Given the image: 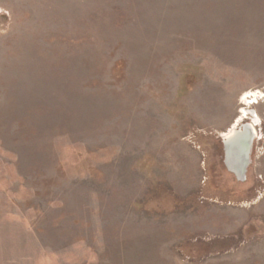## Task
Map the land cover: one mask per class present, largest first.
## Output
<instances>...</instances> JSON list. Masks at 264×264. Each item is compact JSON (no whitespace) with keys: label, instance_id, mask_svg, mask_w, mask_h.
Masks as SVG:
<instances>
[{"label":"rangeland","instance_id":"obj_1","mask_svg":"<svg viewBox=\"0 0 264 264\" xmlns=\"http://www.w3.org/2000/svg\"><path fill=\"white\" fill-rule=\"evenodd\" d=\"M0 264H264V0H0Z\"/></svg>","mask_w":264,"mask_h":264},{"label":"water","instance_id":"obj_2","mask_svg":"<svg viewBox=\"0 0 264 264\" xmlns=\"http://www.w3.org/2000/svg\"><path fill=\"white\" fill-rule=\"evenodd\" d=\"M254 140L255 134L242 124L232 139L221 141L222 163L238 182H245L247 179Z\"/></svg>","mask_w":264,"mask_h":264},{"label":"bare ground","instance_id":"obj_3","mask_svg":"<svg viewBox=\"0 0 264 264\" xmlns=\"http://www.w3.org/2000/svg\"><path fill=\"white\" fill-rule=\"evenodd\" d=\"M245 103H247V101H245ZM243 105H245V104H243ZM240 114H241V116L238 119L239 121L242 120V119H244V118H246L247 115H251L253 117V120L251 121V123H249V122L245 123L243 121L241 123L236 124V126L232 127V129H230L227 133H225L223 135V139H225L226 141H229L230 139H232L236 135V133L238 131V128L242 124L245 125V127L249 128L252 131V133H254L256 135L255 129H254V125L257 124L258 119H257V116L254 115V112L253 111H250L249 109L248 110H245V108H243L241 110V113Z\"/></svg>","mask_w":264,"mask_h":264}]
</instances>
